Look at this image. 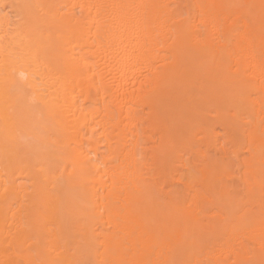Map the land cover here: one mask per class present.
<instances>
[{
  "label": "bare ground",
  "instance_id": "obj_1",
  "mask_svg": "<svg viewBox=\"0 0 264 264\" xmlns=\"http://www.w3.org/2000/svg\"><path fill=\"white\" fill-rule=\"evenodd\" d=\"M0 264H264V0H0Z\"/></svg>",
  "mask_w": 264,
  "mask_h": 264
}]
</instances>
